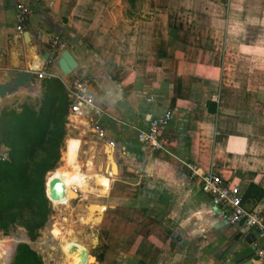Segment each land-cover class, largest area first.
I'll return each mask as SVG.
<instances>
[{
	"label": "crops",
	"instance_id": "0c3cea01",
	"mask_svg": "<svg viewBox=\"0 0 264 264\" xmlns=\"http://www.w3.org/2000/svg\"><path fill=\"white\" fill-rule=\"evenodd\" d=\"M17 1L31 9L29 46L15 32ZM52 38L100 110L67 118L54 168L77 176L81 209L50 222L83 248L80 264H264V237L225 221L200 188L202 174L220 173L264 222V195L252 187L264 190V0H0L1 72L45 70L38 86L54 77L66 88L71 76L39 58ZM166 110L168 151L150 150L137 129ZM101 177L104 195L92 185Z\"/></svg>",
	"mask_w": 264,
	"mask_h": 264
},
{
	"label": "trees",
	"instance_id": "16d2710c",
	"mask_svg": "<svg viewBox=\"0 0 264 264\" xmlns=\"http://www.w3.org/2000/svg\"><path fill=\"white\" fill-rule=\"evenodd\" d=\"M134 1L128 0L131 6ZM67 106L65 86L52 77L42 82L38 104L23 102L0 111V144L7 148L6 157L0 158V231L4 234L19 225L35 240L53 213L45 178L60 159ZM206 107L211 113L217 111L212 101ZM252 187L259 190V197L264 195L263 189ZM11 264L45 263L28 244L19 243Z\"/></svg>",
	"mask_w": 264,
	"mask_h": 264
},
{
	"label": "built area",
	"instance_id": "2783aa9c",
	"mask_svg": "<svg viewBox=\"0 0 264 264\" xmlns=\"http://www.w3.org/2000/svg\"><path fill=\"white\" fill-rule=\"evenodd\" d=\"M30 7L27 3L17 1L15 4V32L22 34L26 30ZM57 45L59 46L57 48ZM64 44L60 43L57 38L49 40L47 49L50 56L45 63H51L55 52L63 48ZM37 73V79L41 80L48 77L45 70ZM68 106L67 118L75 115H82L95 109L94 95L90 83L86 78L79 75L71 76L66 86ZM172 118L171 110L151 117L148 120L146 128L137 129V139L150 150L168 151L170 139L166 135V129L170 125ZM98 136L105 139L106 136L102 130H98ZM107 141L113 145L109 139ZM1 155L0 158H5ZM182 165L195 172L196 165L182 161ZM200 188L209 195L212 206L222 215L229 224L243 225L244 228H255L260 236L264 237V222L257 210L250 209L243 201L242 192L239 186L226 181L222 175L216 171L210 170L200 177Z\"/></svg>",
	"mask_w": 264,
	"mask_h": 264
},
{
	"label": "water",
	"instance_id": "95a60500",
	"mask_svg": "<svg viewBox=\"0 0 264 264\" xmlns=\"http://www.w3.org/2000/svg\"><path fill=\"white\" fill-rule=\"evenodd\" d=\"M19 36L20 38L21 37L23 38L25 45L29 46L30 33L28 31H25ZM58 47L59 46L57 45V48ZM49 56H50V51L46 49L43 53L39 55V58L40 60H42V63H45L48 60ZM53 60L55 64L57 65L61 75L65 78L71 76L77 71H80L78 62L73 57L71 52L66 48H61L60 52L53 58ZM36 70H37L36 68H31L29 70L7 69L2 72L0 71V101H3L6 98H9L15 95L19 93L20 91L32 92L36 88V86H38L37 73H35ZM107 150L109 149L105 147V152H106L108 160H112L111 153H109ZM113 164L114 163L112 161L111 166H110L111 171H114ZM47 180H48V176H46L45 178V192H46V188H48V194L46 192L47 197L49 198L51 202H53V200L60 201L65 196L64 184L58 177L50 178L48 185H47ZM108 180H109L108 177L93 178L92 185L94 188L98 189V192L102 193L104 192L103 187L105 185V181H108ZM73 192L78 197V194L75 192V190ZM73 199L74 198H71L69 200L71 201ZM93 206L94 205L92 204H89L87 206L90 212L92 211ZM99 207H103V206L100 205ZM94 218H99V216L85 218V219H89V221L83 219L82 222L84 224L92 225ZM50 225H51V222L48 220L45 223V228L49 227ZM24 235H25V239L16 243L13 256L16 252V248L19 243L28 244L31 249H33L34 251L37 252V254L42 256L43 255L42 251L38 247V240H31L29 236L27 235V233H24ZM94 237L95 239H97L96 235Z\"/></svg>",
	"mask_w": 264,
	"mask_h": 264
},
{
	"label": "rangeland",
	"instance_id": "374dc122",
	"mask_svg": "<svg viewBox=\"0 0 264 264\" xmlns=\"http://www.w3.org/2000/svg\"><path fill=\"white\" fill-rule=\"evenodd\" d=\"M139 1H141V0H137L138 3H139ZM40 96H41V86H36V88L32 92L20 91L19 93L3 100V102L0 103V106H2L0 111L4 107L18 108L23 102H27V103H31V104L36 105L39 102ZM13 97H15V98L11 99ZM10 99H11V101H10ZM20 100H21V102H20ZM64 144H65V142H64ZM64 144H63V147H64ZM6 153H7V148L5 146H3L2 144H0V156L6 155ZM60 161H61V153H60L59 162ZM55 169L52 170V172L55 171ZM47 176H48V173H47ZM69 202H71L70 207L63 205V204L62 205L61 204L56 205L53 202H51L53 213L48 220L52 221L56 215H59L61 213H65L67 211L71 212L73 209H74V211L79 209V208L81 209V202H79V199L74 197V199L69 201ZM71 206L73 209H71ZM51 226H52V228H48V227L45 228V225H44L43 228H41L38 231V236L35 240H38V242H40L42 240V242L47 243V241H46L47 236L52 235L53 238L56 240L58 247H61L63 249V253H64L65 257H64L63 261L57 260L56 257L60 256V255H57L59 250L57 251V249H58L57 246H55L52 243L51 246H49V248L54 250V252L57 251L55 253L56 255H55L54 259L52 256L50 260H47V256L42 251L43 255L42 256L40 255V256H41L43 262L45 264H51L50 262H52L51 260H53L56 262V264H65V262L67 264H80L81 259L85 258V256H86V253L84 252L83 248L76 243L74 238L70 239L68 237H65L66 234H64V233L62 234L63 237L61 238L58 235V233H56V231H53L55 229V225L54 226L51 225ZM24 233H26V230L24 229V227L19 226V225L12 227L7 232V234H4L3 232L0 231V264H11L12 263L14 248H15V245L17 243L15 240H17V241L24 240L25 239ZM91 260H93V259L91 258ZM53 263L54 262H52V264Z\"/></svg>",
	"mask_w": 264,
	"mask_h": 264
},
{
	"label": "bare ground",
	"instance_id": "6f19581e",
	"mask_svg": "<svg viewBox=\"0 0 264 264\" xmlns=\"http://www.w3.org/2000/svg\"><path fill=\"white\" fill-rule=\"evenodd\" d=\"M53 177H58L62 181V183L64 184V189H65V197H63L60 201L59 200H53V203L56 204V205L63 204V205H66V206H69L70 207V205H69V201L70 200L69 199L76 197V194L73 192L72 187L75 185V179H76L77 176H75L72 172H66L64 170V168H59L56 171L51 172L50 174L48 173L47 185H48L49 179L50 178H53ZM82 181L81 182L84 183V184L87 183V182H84V180H82ZM106 188H107V181H105V185L103 187V191L104 192H102V193L99 192V194L100 195H104L106 193ZM81 189L82 190H85V187L84 186H81ZM46 192L48 194V188H46ZM102 209H103L102 207L93 206L92 211L93 210H97V211L101 212ZM94 223H95V221H93V224ZM48 228H51V225ZM15 241L16 242H19L17 240H15ZM46 241H47V243L42 242V240L40 242H38V247L41 249V251H43L44 253H46L47 260H50L52 256H53V259H54L55 255H56L55 253L59 250V252H58L57 255H60L59 256L60 258L57 257V258H59L57 260L58 261H63L64 260V257H65L64 254H63V249L61 247H58V244L56 243V240L53 238V236L52 235L47 236ZM52 243L55 246H57V248H58L56 252H54V250H52L51 248H49V246H51ZM90 260H91V258H90Z\"/></svg>",
	"mask_w": 264,
	"mask_h": 264
}]
</instances>
